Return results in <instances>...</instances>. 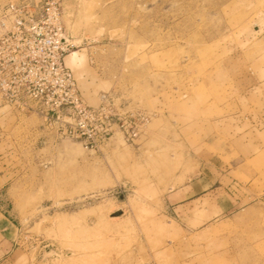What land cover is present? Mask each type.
<instances>
[{
	"label": "rangeland",
	"instance_id": "374dc122",
	"mask_svg": "<svg viewBox=\"0 0 264 264\" xmlns=\"http://www.w3.org/2000/svg\"><path fill=\"white\" fill-rule=\"evenodd\" d=\"M33 1L117 118L91 149L0 107V264H264V0Z\"/></svg>",
	"mask_w": 264,
	"mask_h": 264
},
{
	"label": "built area",
	"instance_id": "2783aa9c",
	"mask_svg": "<svg viewBox=\"0 0 264 264\" xmlns=\"http://www.w3.org/2000/svg\"><path fill=\"white\" fill-rule=\"evenodd\" d=\"M68 43L60 18L44 3L9 0L0 7V107L36 112L57 125L60 137L97 148L115 133L116 112L107 95L91 105L66 65Z\"/></svg>",
	"mask_w": 264,
	"mask_h": 264
},
{
	"label": "crops",
	"instance_id": "0c3cea01",
	"mask_svg": "<svg viewBox=\"0 0 264 264\" xmlns=\"http://www.w3.org/2000/svg\"><path fill=\"white\" fill-rule=\"evenodd\" d=\"M71 61L74 62L73 60H71ZM75 63H76V61H75ZM10 172H11L10 168L0 166V188L4 187L6 185V183L10 180V178L7 177V174H9ZM192 187L189 190L190 191L189 193L191 195L190 194L186 195V192H185V198H184L185 201H182L183 202L182 206H184L185 215L191 213V212L187 211V209L189 208V210H192V206L194 204V202H193L194 200H191V198L194 196ZM216 192H214V190H212V193L210 195L208 193L207 197H205V198L198 197L197 199L201 200V201L207 199L208 202H212L213 204L216 205V207L224 208V203L222 202V198L218 195L216 197H213L214 193H216ZM197 199H195V201H198ZM1 223L3 224V226ZM13 229H15V228H14V224L12 223V221L9 218H7L5 215H3V213L0 210V235H1V237L2 236L4 237L5 241L7 240L8 242H10V238H8V235H7V230H13Z\"/></svg>",
	"mask_w": 264,
	"mask_h": 264
},
{
	"label": "bare ground",
	"instance_id": "6f19581e",
	"mask_svg": "<svg viewBox=\"0 0 264 264\" xmlns=\"http://www.w3.org/2000/svg\"><path fill=\"white\" fill-rule=\"evenodd\" d=\"M77 55H78V52H74V53H72V54L70 55V57H71V58H74L75 61H78L80 58L77 57Z\"/></svg>",
	"mask_w": 264,
	"mask_h": 264
}]
</instances>
